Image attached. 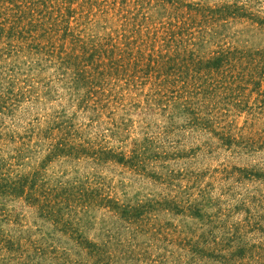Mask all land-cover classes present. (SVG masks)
<instances>
[{
  "label": "rangeland",
  "instance_id": "obj_1",
  "mask_svg": "<svg viewBox=\"0 0 264 264\" xmlns=\"http://www.w3.org/2000/svg\"><path fill=\"white\" fill-rule=\"evenodd\" d=\"M0 264H264V0H0Z\"/></svg>",
  "mask_w": 264,
  "mask_h": 264
}]
</instances>
